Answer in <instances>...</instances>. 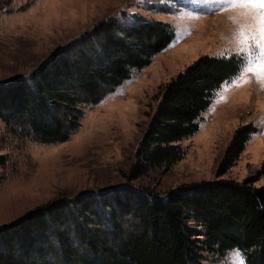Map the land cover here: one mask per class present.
<instances>
[{
    "label": "trees",
    "instance_id": "obj_1",
    "mask_svg": "<svg viewBox=\"0 0 264 264\" xmlns=\"http://www.w3.org/2000/svg\"><path fill=\"white\" fill-rule=\"evenodd\" d=\"M175 38L168 22L138 13L106 18L29 74L0 81L7 129L45 144L79 130L85 108L146 68ZM236 54L203 55L160 88L129 181L109 194L58 197L0 226V264H208L238 249L264 264V184L222 178L239 159L253 125L236 130L217 178L160 194L132 183L182 159L221 86L239 71ZM1 151V147H0ZM7 162L0 154V167Z\"/></svg>",
    "mask_w": 264,
    "mask_h": 264
},
{
    "label": "rangeland",
    "instance_id": "obj_2",
    "mask_svg": "<svg viewBox=\"0 0 264 264\" xmlns=\"http://www.w3.org/2000/svg\"><path fill=\"white\" fill-rule=\"evenodd\" d=\"M242 11L232 9L230 0H0V81L31 73L106 18L129 22L138 13L175 28L172 43L146 68L84 109L70 140L40 143L11 133L0 119V154L7 157L0 167V226L55 198L98 197L126 184L160 88L203 55H237L233 37ZM218 94L200 117L199 130L181 141L182 159L134 185L164 194L216 179L236 130L246 125L257 132L221 177L264 184V88L252 77L224 93L226 102L216 103ZM230 252L205 253V262L225 264Z\"/></svg>",
    "mask_w": 264,
    "mask_h": 264
},
{
    "label": "snow or ice",
    "instance_id": "obj_3",
    "mask_svg": "<svg viewBox=\"0 0 264 264\" xmlns=\"http://www.w3.org/2000/svg\"><path fill=\"white\" fill-rule=\"evenodd\" d=\"M230 7L243 10V22H239L233 37L242 63L240 71L221 86L216 103L226 102L224 93L232 87H243L251 82L252 77L264 88V0H230ZM212 111H215L214 107ZM225 264H245V259L238 249H233Z\"/></svg>",
    "mask_w": 264,
    "mask_h": 264
}]
</instances>
